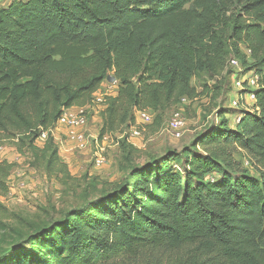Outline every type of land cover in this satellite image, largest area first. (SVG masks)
Listing matches in <instances>:
<instances>
[{
    "label": "trees",
    "instance_id": "obj_1",
    "mask_svg": "<svg viewBox=\"0 0 264 264\" xmlns=\"http://www.w3.org/2000/svg\"><path fill=\"white\" fill-rule=\"evenodd\" d=\"M229 57L246 72L264 65V0H12L0 6V141L51 151L47 166L56 165L50 134L43 149L34 143L109 74L118 90L100 135L128 128L133 110L195 99L191 78H229ZM254 94V111L232 127L220 111L178 154L127 168L0 264H264V77ZM126 149L128 167L135 149ZM11 170L0 162V196Z\"/></svg>",
    "mask_w": 264,
    "mask_h": 264
},
{
    "label": "rangeland",
    "instance_id": "obj_2",
    "mask_svg": "<svg viewBox=\"0 0 264 264\" xmlns=\"http://www.w3.org/2000/svg\"><path fill=\"white\" fill-rule=\"evenodd\" d=\"M5 2L0 0V4ZM229 35L230 29L227 32ZM111 78L109 74L106 81ZM234 79L232 77V81ZM190 83L196 89V98L154 114L152 124L141 128L142 136L135 142L136 146L133 141L119 139L126 133V128L119 134L100 135L102 114L110 92H113L108 82L101 84L98 91L103 96L102 102L92 103V97L89 104L76 107L86 110V121L81 127V132L89 141L85 151L71 152V147L66 149L64 133L53 132V142L58 149L57 164L48 167L47 156L51 151L46 154L41 150L33 151L27 141L16 144L15 137L3 135L0 162L11 164L12 170L6 180L7 192L0 196V259L18 247L29 246L28 241L36 232L59 224L66 213L81 209L111 191L115 184L126 178L127 168L146 166L166 154H178L217 122L220 111L226 115L231 127L237 122L243 110L230 107L231 102L238 98V91L229 78L214 80L205 73H199L191 78ZM229 86L232 90L228 92ZM176 110L181 112L185 121L180 139H173L166 132L171 115ZM34 144L37 148H44L40 140ZM129 146L135 149V153L127 167L122 157ZM100 149L105 161L100 168H96L92 158ZM239 161L243 168L255 175L246 160Z\"/></svg>",
    "mask_w": 264,
    "mask_h": 264
},
{
    "label": "built area",
    "instance_id": "obj_3",
    "mask_svg": "<svg viewBox=\"0 0 264 264\" xmlns=\"http://www.w3.org/2000/svg\"><path fill=\"white\" fill-rule=\"evenodd\" d=\"M10 2L12 0H6ZM240 51L243 54L247 63H252L251 61V50L247 47L240 46ZM227 70L230 71L229 79L230 83L233 84V87L238 91V98L231 102V108L237 109L241 108L243 111L253 112L254 103H255V92L260 89L261 79L264 77V65L259 68L258 71L250 70L245 71L244 68L239 64L238 60L230 57L227 62ZM232 77L235 79L232 81ZM109 87H113V92H110L109 97H114L118 90V82L114 78H111L108 81ZM103 84V83H102ZM228 90L231 91L232 87L229 86ZM228 91V92H229ZM94 100L92 103L102 102V94L97 92L92 96ZM181 102V103H180ZM178 105H181L186 102V99H181ZM154 114L151 110H133L132 117L133 121L126 128V133L119 138H126L129 142L136 141L139 137L142 136L143 126L151 125L153 122ZM239 119V118H238ZM86 121V110L83 108L72 107L69 109L62 110V114L54 124V126L47 132H41L37 140L42 141L46 140L47 135L50 134L52 137L53 132L59 131L64 133L66 149L71 147V152L74 150L85 151L88 146V138L84 136L81 132V127L84 126ZM238 121V120H237ZM185 128V121L179 110H176L172 113L169 120L166 132L173 139H180L182 136V130ZM53 138V137H52ZM103 150L95 152L92 158V163L94 167L100 168L105 161V158L102 154Z\"/></svg>",
    "mask_w": 264,
    "mask_h": 264
},
{
    "label": "crops",
    "instance_id": "obj_4",
    "mask_svg": "<svg viewBox=\"0 0 264 264\" xmlns=\"http://www.w3.org/2000/svg\"><path fill=\"white\" fill-rule=\"evenodd\" d=\"M8 3H9V2L6 1L4 4H0V6H5V5H7ZM239 116H240V115H239ZM239 116H238V117H239ZM137 141H138V140L133 141V143H134L135 146H136ZM135 142H136V143H135Z\"/></svg>",
    "mask_w": 264,
    "mask_h": 264
}]
</instances>
